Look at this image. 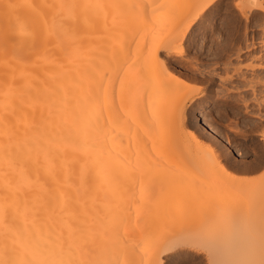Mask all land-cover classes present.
I'll return each mask as SVG.
<instances>
[{
  "label": "bare ground",
  "instance_id": "1",
  "mask_svg": "<svg viewBox=\"0 0 264 264\" xmlns=\"http://www.w3.org/2000/svg\"><path fill=\"white\" fill-rule=\"evenodd\" d=\"M155 1L0 0V264H164L170 252L168 264H192L187 250L206 252L204 264H264V253L228 256L199 240L160 243L154 233V177L168 173L158 163L186 155L170 129L182 131L194 92L169 66L184 50L146 43V28H133L158 15ZM221 1L204 0L180 21L179 40ZM46 2L67 5L62 18L47 15ZM123 6L103 17L109 29L98 38V13ZM246 8L245 21L264 13L260 0ZM195 116L206 137L227 146L203 105ZM254 122L250 133L264 128ZM260 151L238 169L258 171Z\"/></svg>",
  "mask_w": 264,
  "mask_h": 264
},
{
  "label": "rangeland",
  "instance_id": "2",
  "mask_svg": "<svg viewBox=\"0 0 264 264\" xmlns=\"http://www.w3.org/2000/svg\"><path fill=\"white\" fill-rule=\"evenodd\" d=\"M223 1L203 14L202 19L192 27L193 36H188L183 42L179 40L182 30L178 24L195 16L204 0H157L151 8H156L154 12L158 15L152 18L143 16L133 26L146 28V43L184 50L181 57L171 54L169 66L194 90L189 95L191 101L186 102L187 114L182 131L175 126L170 129L175 136L176 131L182 132L175 138H180L182 142L179 141L178 148L180 144L182 148L186 147V155L175 158L174 162L158 163L159 169L167 170L168 175L160 173L154 177V233L160 243L199 240L213 249L218 248L214 249L217 254L258 255L264 253V167L261 169L262 164L258 174L252 176L254 171L238 168L249 165L257 157L248 123L250 118L257 114L261 116L264 112V82L259 79L264 75L259 74L264 72V13L255 12L254 19L250 17L245 21L243 16L252 0ZM260 1L264 6V0ZM66 6L46 2L44 8L47 15L56 20L62 18ZM236 6H241L244 11ZM126 9V6L105 8L98 13L99 18L94 23L98 28V38H105L109 29L111 17H103ZM254 16L259 17V23H256L258 17ZM160 40L161 43H157ZM222 47L225 48L222 50ZM202 105L205 121L214 126L227 146L216 145L205 136L202 122L197 121L195 116ZM190 135H196L200 143L212 147L218 153L219 162L227 166L235 178L219 171L212 156H208L204 147L201 148ZM238 149L243 156L235 154ZM170 169L182 170L174 171L175 174ZM188 173L191 177L187 176ZM138 189L131 190L137 192L135 196L139 194ZM187 251L185 253L192 257L189 259L192 264H204L206 252ZM171 256L176 254L170 252L163 256L167 259L164 264H168Z\"/></svg>",
  "mask_w": 264,
  "mask_h": 264
},
{
  "label": "crops",
  "instance_id": "3",
  "mask_svg": "<svg viewBox=\"0 0 264 264\" xmlns=\"http://www.w3.org/2000/svg\"><path fill=\"white\" fill-rule=\"evenodd\" d=\"M252 108H255V106H253ZM256 109V108H255ZM261 114H263V115H256V116H253V118L252 119H250V122H254V124L256 123V124H258V123H264V112H261ZM258 116H260V117H258ZM262 120V121H261ZM263 127V126H262ZM256 128V129H254V131H251V136H252V138H253V149H254V154H257L260 150L261 151H263V143H262V137H261V134H262V132H263V129L264 128ZM253 130V129H252ZM259 146V147H258ZM261 146V147H260ZM257 147L259 148V149H257ZM260 148H262V149H260ZM260 151V152H261ZM259 154V153H258ZM257 154V155H258ZM263 154H264V152H263ZM264 156V155H263ZM263 167H264V162H263ZM263 167H261V169L263 168ZM261 169H258V171H254V172H252V174L250 175V176H252V175H256V174H258V172L261 170Z\"/></svg>",
  "mask_w": 264,
  "mask_h": 264
}]
</instances>
